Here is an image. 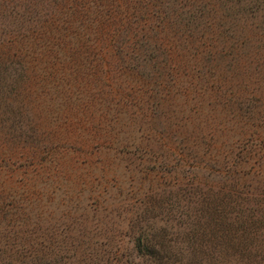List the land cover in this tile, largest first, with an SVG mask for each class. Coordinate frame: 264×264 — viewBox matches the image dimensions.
<instances>
[{
    "label": "rangeland",
    "instance_id": "1",
    "mask_svg": "<svg viewBox=\"0 0 264 264\" xmlns=\"http://www.w3.org/2000/svg\"><path fill=\"white\" fill-rule=\"evenodd\" d=\"M49 11L40 0H10L9 4L0 1V40L2 31L23 34L32 30L49 19ZM237 22L236 39L247 43L237 46L236 50H227L223 58L211 63L222 71L218 72L220 77L230 79L231 86H235L232 93L237 100L234 104L222 99L218 102V111L215 106L208 107V99L204 98L202 125L196 129V124H192L184 134L185 139H153V134L151 138L146 130L141 131L138 133V153L124 156V169L118 166L119 161L118 164L110 162L106 150L98 152L94 145L91 147L96 142L94 137L93 141L91 139L93 132H108L116 127L122 119L119 114L137 115L138 127L144 130L147 122L158 126L155 122L159 117L165 116L173 122L174 112L160 107V110L149 109L144 113L148 110L146 97L142 94L143 98L138 96L137 100L131 94L123 102L115 100V105H111L113 113L106 115L104 108L109 105L106 98L115 90L109 85L111 79L107 82L96 73L92 75V69L84 68L74 75L61 77L57 73L60 67L51 65L46 71L35 69L34 73L45 72V75L33 76L27 85H21L18 66L8 67L9 76L0 73V186L7 188L10 183V188L13 185L16 188L0 190V203L17 208L22 201L32 199L20 210L22 214L14 217L16 219L0 218V226L12 234L10 224L27 220L35 227L47 230V234L52 233L50 237L53 232L67 228L70 235L83 238L88 244L92 239L101 243L94 247V254L99 253L103 258L101 264H113L114 250L125 251L120 246L122 240L126 242L123 237L125 226L132 220V224L144 223L156 221L168 212L172 217L181 212L187 214L189 220L196 221L199 217L194 216L199 210L205 211L206 203L214 198L212 205H227L226 211L244 212L251 208L245 214L246 218L243 216L244 224L249 228L241 235L235 231L232 234L234 226L219 228L214 239V235L202 239L195 255L186 253L189 255L186 264H254L259 246L264 245V172L263 177H258V168L264 171V163H258L257 157L254 161L250 156L241 157L249 163L246 169L251 170L250 175L242 179L236 171L232 176L224 171L217 172L225 160L218 155L214 159L215 165L208 167L205 164L207 160L211 161L207 149L213 148L215 153L226 155L227 147L246 144L241 139L249 133L254 136L261 132V139L264 138V121H261L264 117V30L257 26L259 21L255 23L241 17ZM154 52L162 58L160 51ZM184 99L189 103L188 97ZM123 110L126 113H122ZM149 113L150 118L146 121L142 114ZM214 113H218L215 120ZM100 114L103 121L96 125ZM176 119L179 120V116ZM207 120L213 123L203 122ZM215 127L217 131H214ZM78 145H90V148L80 153ZM35 149L38 153L32 158L31 151ZM13 150L16 153L12 154ZM202 159L203 162L198 163ZM64 163L76 165L74 171L68 169L66 173L68 177L75 175L72 189L57 181V175L52 177L61 172L57 170ZM38 170L44 177L35 176ZM49 184L55 185L54 188ZM229 216L233 217V214ZM233 219L239 223L237 216ZM213 223L221 222L214 220ZM86 248L84 246V253H87ZM259 254H264V250ZM123 264L126 263L123 261Z\"/></svg>",
    "mask_w": 264,
    "mask_h": 264
},
{
    "label": "trees",
    "instance_id": "2",
    "mask_svg": "<svg viewBox=\"0 0 264 264\" xmlns=\"http://www.w3.org/2000/svg\"><path fill=\"white\" fill-rule=\"evenodd\" d=\"M0 1L2 4L10 3V0ZM40 1L50 10L48 20H43L41 24L28 32L24 31L23 34L1 30L0 73L9 76L8 67L18 66L21 85H27L33 76L45 75V72L34 73L35 69L46 71L51 65L60 67L57 73L61 77H66V74L74 75V72H81L84 68L89 71L92 69V75L96 73L97 77L101 76L107 82L111 79L109 85L115 90L106 98V103L109 104L104 108L106 115L113 113L111 105H115V100L123 102L131 94L137 100L138 96L146 97L148 110L144 113L164 107L175 114L172 117L173 122L165 116L159 117L155 122L158 126L147 122L144 130L138 127L137 115L128 117L127 114H119L122 119L116 127L108 132L100 131L102 134L106 133L104 136L98 130L93 132L91 139L93 141L94 137L96 142L91 147L94 145L98 152L101 149L106 150L110 162L116 161L118 164L119 161L118 166L123 169L124 156L138 153V133L141 131L146 130L147 136L151 138L153 134V139H185L184 134L192 124H196V129H200L199 125H202L200 120L204 118L201 111L204 98L208 99V107L218 108V102L222 99L228 104H234L237 100L232 93L235 86H231L230 79L220 77L218 72L221 70L218 71L216 65L212 66L211 63L217 58H223L227 50H236L237 46L247 43L236 39L237 21L241 17L252 19L255 23L259 21L257 26L264 30V0ZM156 50L162 53L161 59L155 55ZM86 62L87 65L84 66ZM98 85L97 83L96 86L99 87ZM184 97L189 98V103L185 102ZM151 98L154 100L150 101ZM122 113L126 111L123 110ZM217 114L214 113V120ZM142 116L147 121L150 113ZM176 116H179V120ZM102 117V114L98 116L96 125L103 121ZM261 121H264V117ZM203 122L213 123L208 120ZM165 124L169 126L162 127ZM183 128L185 129L182 130ZM214 131H217L216 127ZM252 134L249 133L245 139H241L246 142L241 147L239 143L236 148L227 147L226 155H221L222 152L215 153L213 148L207 149L211 161L207 160L205 164L208 167L215 165L214 159L218 155L225 160L221 162L223 166H218L217 172L224 171L232 176L233 171H236L240 174V179L249 176L251 170L246 169L249 163L241 160V157L250 156L253 161L257 157L258 163H264V160H260L264 158V138L261 139V132L254 136ZM100 138L103 142H98ZM89 148L90 145L77 146L80 153L88 151ZM14 151L11 153H16ZM37 153L36 149L32 150V158ZM202 162L203 159L198 161ZM74 168L76 169L74 163H64L57 170L61 172L52 177L57 175V181L72 189L75 175L68 177L66 173L68 169L69 172L74 171ZM258 169V177H263L264 171ZM35 176L44 177L39 170ZM11 186L10 183L7 188L0 186V190H16L14 185L10 188ZM212 199L214 198L206 203L205 211L194 213L197 214L194 217H199L196 221L189 220L188 215L181 212L174 217L168 212L156 221L144 223L138 221L132 224V220L131 224L125 226L123 237L126 242L122 240L120 246L125 251L118 253L117 248L114 250L113 264H123V261L126 264H186L188 254L195 255L202 239L207 240L211 235H214L211 236L214 239L219 228L234 226L232 234L235 231L240 232L239 235L249 228L244 224L243 216L251 208L244 212L233 209L226 211L224 208L227 205L214 206ZM28 202H32V199L22 201L17 208H9L0 203V218L13 219L22 214L23 211L20 210L25 209ZM231 214L240 219L239 223L229 216ZM259 214L263 213L259 211ZM214 220H220L221 223L214 224ZM17 221L10 224L12 234L0 226V235L4 233L0 236V264H101L103 258L99 253L94 254V247L101 243L92 239L89 242L91 244H88L83 238L70 235L67 228H62L61 232L55 234L53 232V237H50L52 233L47 234V230H41L27 220L22 223ZM255 223L258 222L253 224ZM260 223L262 222L258 224ZM254 228L258 230L257 227ZM124 244L127 246L123 247ZM84 246L87 247V253H84ZM263 246H259L260 250L254 256L257 259L254 264H264V254H259L264 250ZM103 254L105 256V250Z\"/></svg>",
    "mask_w": 264,
    "mask_h": 264
}]
</instances>
